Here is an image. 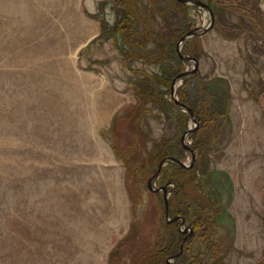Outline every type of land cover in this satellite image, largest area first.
Returning <instances> with one entry per match:
<instances>
[{
  "label": "rangeland",
  "instance_id": "obj_1",
  "mask_svg": "<svg viewBox=\"0 0 264 264\" xmlns=\"http://www.w3.org/2000/svg\"><path fill=\"white\" fill-rule=\"evenodd\" d=\"M114 2L0 0V264H132L137 246L169 242L163 191L150 190L147 180L163 148H173L167 156L191 161L180 138L198 128L202 109L220 115L214 132L208 126L200 131L204 139L214 136L206 158L195 153L202 184L195 190L205 189L213 203L228 249L223 261L264 264V0H218L227 7L219 9L217 27L214 16L213 26L198 35V68L186 75V105L196 123L169 93L176 106L146 104L143 137L125 118L135 104L132 70L159 72L160 66L124 59L120 35L110 34ZM137 4L157 6L151 0ZM187 4L190 29L206 26L209 11ZM169 19L172 26L181 16ZM155 24L160 27L162 18ZM150 40L145 38L152 48ZM180 59L181 72L191 70L193 63ZM182 77L175 82L178 100ZM185 142L193 149L190 134ZM179 145L182 154L175 152ZM170 164L162 165L153 187L166 185L174 204ZM187 180L181 179V192L189 189ZM191 204L200 205L199 199ZM192 215L191 208L180 227L194 230L182 245L183 260L167 256L166 264H186L202 250ZM177 229L181 239L188 234L179 223Z\"/></svg>",
  "mask_w": 264,
  "mask_h": 264
},
{
  "label": "trees",
  "instance_id": "obj_2",
  "mask_svg": "<svg viewBox=\"0 0 264 264\" xmlns=\"http://www.w3.org/2000/svg\"><path fill=\"white\" fill-rule=\"evenodd\" d=\"M139 1L140 0H115L113 7L115 20L114 24H112L114 30H112L110 34L114 37L118 34L120 35L121 40L124 43V47L120 48V53L125 60L140 59L147 64H156L160 66L159 72H147L142 69L132 70L136 76L131 83L135 96V104L131 112L125 118L134 122L136 135L138 137H143L141 124L142 117L146 113H150V109L146 106L147 103L154 106L159 105L163 108H166L169 105L176 106L174 102L172 104V101L168 96L173 78L181 72L183 67V63L176 51V43L179 38L192 26V18L189 14L190 6L187 3H183L178 0H168V3L164 7L162 5L158 6L159 0H151L153 4H158L152 9H149L147 5H144L142 9H140L137 6V2ZM202 1L206 2L212 9L216 18L214 26L217 27V24H219L217 23L219 12L221 9H225L227 5L225 3H219L218 0ZM239 6L240 8L242 7L241 9L244 11L246 10L243 5ZM175 13H178L181 16V19L177 23H174V25L170 26L171 19L169 18L175 15ZM157 17L162 18L163 20V24L158 28L155 24ZM102 21V26H104V28L108 26V22L106 20L103 19ZM164 22L167 25H165ZM146 37L153 41L154 46L152 48L148 47L147 42L145 41ZM184 42L183 53L189 56L192 55L198 57L199 52L197 49H199L200 46L198 35H193L190 39H188V41L186 40ZM186 77L188 76L182 77L184 84L176 90V94L181 102L191 106L190 100L185 91ZM205 90L207 89L202 86V91L205 95H207ZM212 98H214V96L211 95L210 100ZM219 115L220 112L217 110L208 112L207 109H202V111L199 110L196 112V116L197 119H199L200 124L198 128L190 134V137L193 139L192 148L196 155L201 154L203 158H206V145H208L210 142L209 139H212L214 134L212 137L204 139L202 138V135H200V131L204 127L208 126L211 128V131L214 132V130L217 129V120ZM181 116L182 115H179V117ZM115 119L116 117L112 119V123H114ZM143 139L144 138H142L141 141H143ZM176 144L178 145V142H176ZM172 152L173 148L161 149L158 154L153 157V160L156 161L155 165L161 158L167 155H172ZM175 152L182 154V148L180 145L177 147ZM121 158L127 171V160L122 157V155ZM167 161L171 163L170 165L173 166L174 169V172L171 173V180L167 181L169 184L173 183L171 190L175 197L173 201L174 204H171L170 200H168L169 215H180L184 217L186 221V217L192 208L193 215H196V217L192 215L194 217L192 221L196 227L200 228L199 244L202 250H199V253L197 250L196 254L192 257V260L186 264H225L223 257L225 250L228 249H225V246L220 241L222 237H219L218 234V222L214 216L215 213L211 198L209 194L204 195L205 193L203 192H205V189L199 192H196L195 190V186H202L200 180L198 179V177L201 176L198 172V161L195 158L194 164L191 167H181L175 161ZM162 173L163 172L161 170L158 174V179L161 178ZM184 176L188 177L185 185H188L189 189H184L182 193L181 190L183 189V183L181 182V179ZM189 192H192L193 196L190 195L189 198H187L186 195L188 196ZM201 194L207 199L201 201ZM197 195H199V198ZM183 199H186V203L188 202V204H185L190 207V209L187 208L186 205L184 206ZM196 199H199L200 205L197 204V206H193L191 204L189 206V203L195 201ZM177 224L178 221L171 223L164 222L162 227L164 230H168L170 232V241L167 243L163 241H155L151 244L137 246L132 251V264H166V257L178 251L177 249L179 248V244L182 240L177 229ZM126 238L127 237H125V239ZM124 240H122L118 246L121 247L125 243ZM117 247L114 250H117ZM114 250L111 252L112 254ZM181 255L182 254L178 257L183 260Z\"/></svg>",
  "mask_w": 264,
  "mask_h": 264
},
{
  "label": "water",
  "instance_id": "obj_3",
  "mask_svg": "<svg viewBox=\"0 0 264 264\" xmlns=\"http://www.w3.org/2000/svg\"><path fill=\"white\" fill-rule=\"evenodd\" d=\"M178 1L183 2V3H193V4H195V5L199 6V7L205 8L206 10L209 11V14H210V21H209V23L206 26H204V27L203 26L202 27H196V28H192V29L188 30L177 41V43H176V51H177L179 57L182 58V59H184V60L191 61L193 63V67L191 68V70H185V71H182L179 74H177L173 78V80L171 82V86H170V95L173 98L174 102L176 104L181 105L184 108H186L190 112V114L192 116V120L196 123V119H195V117H194L193 112L191 111V109L185 103L181 102L180 100H178L175 97V82L179 78H181L182 76H186V75H188L190 73H194L197 70V68H198V60L195 57L189 56V55H186V54H183L182 52H180V43L186 37L193 36V35H200V34L206 32V31H208L213 26V23H214V14H213V11L210 8V6L206 2H204L202 0H178ZM196 127H197V125L195 124L194 127L188 128L187 130H185L182 133L181 138H180L182 147L184 149L188 150L191 153V161L188 164H186V163H184V161H182L181 159H179V158H177L175 156H165V157H163V158L160 159V161L157 164V168H156L155 172L147 180V185H148V188L150 190H152V191L162 190L163 191V196H164L163 198H164V203H165V216H166L167 220L173 221L175 219L181 218V224H183V222H184V218L181 217V216H175V217H173L171 219L168 218V200H167V187H166V185H163V186L154 188L153 187V181H154L155 178L158 177V174H159V172L161 170L162 165L167 160L175 161L181 167H191V166H193L194 161H195V152H194L193 149L190 148V146L185 142V140H186V137L189 134H191L192 132H194L196 130ZM186 229H189L190 230V232H189L188 235L192 234L193 229L191 227H186L182 231H185ZM188 235H186L183 238V240H182V242L180 244L179 253L181 252L182 245L184 244L185 239L188 237ZM167 263L168 264H179V263H170L169 260H167Z\"/></svg>",
  "mask_w": 264,
  "mask_h": 264
},
{
  "label": "flooded vegetation",
  "instance_id": "obj_4",
  "mask_svg": "<svg viewBox=\"0 0 264 264\" xmlns=\"http://www.w3.org/2000/svg\"><path fill=\"white\" fill-rule=\"evenodd\" d=\"M167 192H168V188H167ZM175 216H180V215H174V216H172V218L175 217ZM181 217H182V216H181ZM168 218L170 219V217H169V212H168ZM183 218H184V217H183ZM175 221H178V223H179V230L182 232V230H181L180 227H181V225H184V223H185V219H184L183 224H181V218H178V219H175V220H173V221H170L169 223H171V222H175ZM189 232H190V230L188 229V234H189ZM188 234H187V235H188ZM192 234H193V232H192ZM192 234L188 235V237L192 236ZM188 237H187V238H188ZM183 238H184V237H183ZM183 238H182V240H183ZM187 238H186V239H187ZM186 239H185V240H186ZM182 240H181V242H182ZM181 242H180V243H181ZM179 249H180V248H179ZM178 252H179V251H178ZM177 254H178V255H177ZM180 254H181V253H176V254H174V255H171V254H170L169 257L173 256L174 258H177Z\"/></svg>",
  "mask_w": 264,
  "mask_h": 264
}]
</instances>
